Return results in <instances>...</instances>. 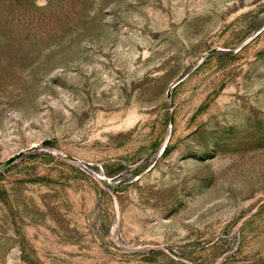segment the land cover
I'll return each mask as SVG.
<instances>
[{
  "label": "rangeland",
  "instance_id": "obj_1",
  "mask_svg": "<svg viewBox=\"0 0 264 264\" xmlns=\"http://www.w3.org/2000/svg\"><path fill=\"white\" fill-rule=\"evenodd\" d=\"M0 264H264V0H0Z\"/></svg>",
  "mask_w": 264,
  "mask_h": 264
}]
</instances>
